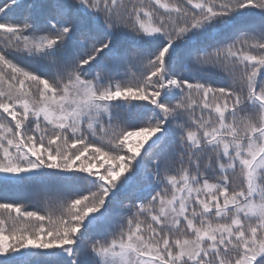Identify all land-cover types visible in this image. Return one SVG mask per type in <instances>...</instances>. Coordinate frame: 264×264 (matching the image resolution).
Masks as SVG:
<instances>
[{
    "label": "snow or ice",
    "instance_id": "1",
    "mask_svg": "<svg viewBox=\"0 0 264 264\" xmlns=\"http://www.w3.org/2000/svg\"><path fill=\"white\" fill-rule=\"evenodd\" d=\"M0 41V184L67 193L0 202V264H264V0H5Z\"/></svg>",
    "mask_w": 264,
    "mask_h": 264
},
{
    "label": "trees",
    "instance_id": "2",
    "mask_svg": "<svg viewBox=\"0 0 264 264\" xmlns=\"http://www.w3.org/2000/svg\"><path fill=\"white\" fill-rule=\"evenodd\" d=\"M5 0H0V5H3ZM26 14V11L23 7L18 8L15 10L14 13H12V16H15V20H10V22L13 23H19L22 22L24 16ZM249 23H259V17H249L248 21ZM83 39V37H81ZM0 44H2V41H0ZM120 45L123 48H128L130 52H135V48L130 47V41L127 38H122L120 41ZM140 47H146V45L141 44ZM14 59L17 62H20L21 64H27L29 61H27L24 57L21 56H14ZM41 70H46L44 66H41ZM141 69L139 67L133 66L130 69L129 76L131 73H136L137 75L140 74ZM189 79L194 78H201L198 75H195L194 73H184ZM128 76H119L117 79L125 80ZM204 79H209L214 81L217 85L224 86L225 81L218 79L216 76H204ZM102 171V170H101ZM67 193L57 191L54 188L49 189L42 186H26V185H15V184H8L3 185L0 184V202H13V203H20L24 206L27 210L31 211H40V214H45V210L48 206L49 201H56L60 198H63ZM129 201H125V203H128ZM11 223V222H9Z\"/></svg>",
    "mask_w": 264,
    "mask_h": 264
}]
</instances>
